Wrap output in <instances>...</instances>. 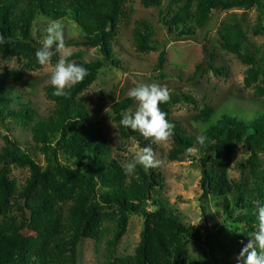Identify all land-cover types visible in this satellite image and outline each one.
I'll return each instance as SVG.
<instances>
[{
	"label": "trees",
	"instance_id": "trees-1",
	"mask_svg": "<svg viewBox=\"0 0 264 264\" xmlns=\"http://www.w3.org/2000/svg\"><path fill=\"white\" fill-rule=\"evenodd\" d=\"M139 1L145 8H159L165 0ZM127 2L0 0V33L10 38L7 44H0V56L22 62L21 71L6 69L0 74V123L10 134L17 126L31 136V142L22 143L16 136L6 134L0 148V264H80L75 249L87 240L100 244L108 222L113 223L114 230L107 242L105 264H187V247L190 239L200 236L199 228L185 223L165 202L155 199L157 190L165 187V179L156 168L146 171L138 167L133 174L125 175L107 134L80 97L104 67L120 65L114 42L127 16ZM254 9L259 12L258 22L249 28L245 14ZM233 11H242L241 19ZM222 13L230 16L220 21L217 42L223 51L234 54L247 66L245 87L258 84L257 96L264 97V48L249 38L250 32L264 35V2L169 0L160 12V21L172 39L185 40L205 30L214 16ZM40 17L50 21L71 19L80 28L81 39L65 42V46L90 47L102 55L91 62H86L81 53L68 56L70 61L87 68L89 74L66 97L54 96V88L47 86L46 96L53 103L47 115L40 114L30 100L22 101L23 93L14 87L22 81L24 71L43 67L35 57L41 44L33 36ZM154 36L149 21H137L132 34L136 51H158L160 42ZM203 51L205 60L196 66L190 81L210 72L228 75L216 64V53L207 47ZM58 55L52 57L53 65ZM166 61L167 51L163 48L155 68L162 80L168 77L164 73ZM99 96L103 101L102 93ZM181 102L199 111L193 118L207 126L202 134L207 138L205 146L196 142L198 134H190L173 118L172 108ZM132 105L133 100L126 98L111 107V118L124 142L139 135L120 125L122 113ZM159 107L175 125L168 161L186 160L189 148L200 152V159L193 158L201 171L200 200L214 203L225 221L232 224L236 235L227 254L239 256L255 230L257 202L264 206V110L257 111L251 119L223 114L215 120L216 111L210 103L200 108L192 95L176 98L172 93L171 100ZM141 144L155 149L149 140H141ZM240 146L248 156L237 162L240 178L232 182L229 172ZM38 154L43 156L44 164L37 160ZM14 168L28 171L22 186L12 177ZM131 215L143 218L139 244L134 255L117 256L116 247L128 231ZM215 244L224 250L219 239ZM217 260L220 261L219 254Z\"/></svg>",
	"mask_w": 264,
	"mask_h": 264
},
{
	"label": "rangeland",
	"instance_id": "rangeland-1",
	"mask_svg": "<svg viewBox=\"0 0 264 264\" xmlns=\"http://www.w3.org/2000/svg\"><path fill=\"white\" fill-rule=\"evenodd\" d=\"M260 1L264 2V0ZM168 5L169 0H165L159 8H145L139 0H128L126 3L127 16L121 23L119 35L114 42L115 56L120 62L119 68L111 65L104 67L96 82L80 96L88 105L92 115L100 122L109 138L111 148L123 164L128 162L140 149L149 145L141 144V140L146 139L140 133L137 138L124 142L120 137L116 122L111 118V107L115 103L129 98L128 90L140 83L155 82L164 85L176 98H180L183 94L192 95L197 99L200 108L205 103H210L216 111L215 120L223 114L251 119L257 111L264 110V97L257 96L255 91V86L258 84H254L251 88L245 87L247 66L241 63L234 54L223 51L217 42L216 32L220 21L228 18L230 14H216L206 29L199 31L193 38L174 40L160 21V12L164 11ZM171 8L175 9L176 7L172 6ZM233 12L241 19L242 11ZM245 15V25L249 28L255 26L258 22L259 12L254 9ZM143 19L152 24L155 30L154 40L160 42V48L156 52L139 54L135 49L133 30L137 21ZM51 22L40 17L33 28V36L41 41L46 27ZM60 22L63 24L64 43L81 39V30L71 19L66 18ZM249 38L251 42L264 48V35L255 36L250 32ZM65 47L70 55L81 53L86 62H91L102 56L99 50L90 47ZM204 47L216 53V64L225 68L228 75L215 76L210 72L197 80H189L196 66L205 60ZM163 48L167 51L164 73L168 76L164 80L160 78V74L155 69ZM21 67L22 62L19 59L3 60L0 56V74L6 69L21 71ZM22 75V81L17 85L14 84V87L23 93L22 101L30 100L40 114H49L53 109V103L46 96V87L50 85L49 70L42 67L37 70L24 71ZM99 93H102L103 101L100 100ZM134 107L135 102L133 101L130 109L134 110ZM172 112L173 118L179 120L190 134L202 135L207 128L205 124L195 122L193 117L199 111L190 103L175 104ZM15 127L17 129L13 131V134H10L0 123V148L4 145V135L6 134L16 136L22 143L31 142L30 134L13 126V128ZM172 145L171 138L166 143L155 145V149H153L155 158L161 162L156 169L165 179V187L157 190L154 195L155 199L165 202V206L182 221L196 225L200 230L198 238L190 239L187 247V264H235L238 256L227 254V251L232 249L230 241L236 235L232 224L225 221L222 212L214 203L205 204L200 200L202 193L199 187L201 171L193 160V158L200 159V152L193 149L190 152V157L186 160L169 162L167 155ZM36 156L38 161L42 164L45 163L42 155ZM247 156L243 147L240 146L229 172L232 182H236L240 178L237 162ZM262 159L264 161V156ZM27 176L26 169L14 168L12 172V177L18 180L20 186L25 183ZM203 206L205 212L202 209ZM154 208L150 207V209ZM143 226L144 222L141 216H130L128 231L115 250L117 256L125 257L135 254ZM113 230V223L108 222L104 227V237L100 244L97 245L95 242L87 240L78 249H75L80 264H105L107 242L113 237ZM216 239H219L223 244L224 250L216 248ZM218 254L220 261L217 260Z\"/></svg>",
	"mask_w": 264,
	"mask_h": 264
},
{
	"label": "clouds",
	"instance_id": "clouds-1",
	"mask_svg": "<svg viewBox=\"0 0 264 264\" xmlns=\"http://www.w3.org/2000/svg\"><path fill=\"white\" fill-rule=\"evenodd\" d=\"M10 38L0 33V44H7ZM41 46L36 50L35 57L39 65L50 72L49 83L54 88L53 95L66 97L70 90L83 82L88 76V69L68 59L69 51L65 47L63 38V24L53 20L45 29L40 41ZM60 54V58L53 65L52 57ZM130 99L135 102L133 109L122 113L120 125L139 132L151 144L160 145L168 142L173 134L175 125L167 119V113L159 107L162 103L171 100L169 89L158 83H140L127 92ZM107 110V109H106ZM206 137L198 135L196 142L205 146ZM187 151L191 152L189 148ZM160 161L150 146L143 147L131 159L122 164L125 175L133 174L138 167L144 170L156 168ZM255 230L249 234V240L241 249L237 257L238 264H264V206L257 202V216Z\"/></svg>",
	"mask_w": 264,
	"mask_h": 264
}]
</instances>
